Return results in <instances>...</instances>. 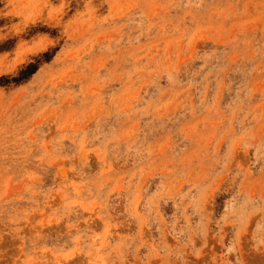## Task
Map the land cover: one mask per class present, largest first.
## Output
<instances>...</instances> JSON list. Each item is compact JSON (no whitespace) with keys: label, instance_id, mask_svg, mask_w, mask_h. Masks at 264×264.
<instances>
[{"label":"rangeland","instance_id":"rangeland-1","mask_svg":"<svg viewBox=\"0 0 264 264\" xmlns=\"http://www.w3.org/2000/svg\"><path fill=\"white\" fill-rule=\"evenodd\" d=\"M0 264H264V0H0Z\"/></svg>","mask_w":264,"mask_h":264}]
</instances>
